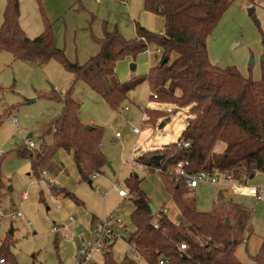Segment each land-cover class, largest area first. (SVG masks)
<instances>
[{
  "label": "rangeland",
  "instance_id": "1",
  "mask_svg": "<svg viewBox=\"0 0 264 264\" xmlns=\"http://www.w3.org/2000/svg\"><path fill=\"white\" fill-rule=\"evenodd\" d=\"M225 1L228 7L206 42L209 62L220 69L233 68L242 78L258 82L264 77V0ZM5 3L0 0V27ZM18 3L20 27L26 37H38L44 30V19L47 20L57 47L69 62L78 65L97 55L98 40L104 31H116L129 41L135 38L134 23H139L131 20L124 6H116L119 0ZM250 9H254L251 14ZM160 24L162 30L161 20ZM146 49L148 53L126 55L117 62L115 76L120 84L144 79L159 63L158 48L150 45ZM131 66L135 69L131 70ZM67 94L78 105L80 123L101 130L100 151L109 166L102 167L97 177L91 174L82 180L71 154L60 151L59 162L49 161L37 178L29 155L34 156L52 144V136L47 132L62 114ZM149 109L154 110L151 123L143 117L144 113L148 116ZM190 118L189 108L151 99L146 81L112 110L86 84L74 83L72 74L56 59L41 65L0 52V248L8 242L6 264H77V246L82 240L94 244V228L106 219L121 221L120 225L109 223L115 234L111 249L114 261L123 262L126 254L134 264H148L130 253L133 203L127 181L137 177L150 203L154 207L167 206L168 218L176 223L178 209L159 172L149 173L140 158L145 161L152 156L149 151L176 143ZM133 128L139 133L134 134ZM27 141L34 148L30 149ZM218 180L216 185L200 184L196 189H187V199L194 203L198 213L210 214L219 193L225 191L233 204L246 210L248 230L244 242L234 248L233 257L239 264H256L255 257L264 242V193L260 200L233 195L225 177L220 175ZM115 185L127 192L126 198L118 197ZM246 186L264 189V174L248 179ZM55 188L71 197L64 198L59 191L55 196ZM23 194L27 198H22ZM159 218L156 213L153 221ZM76 229L81 234L77 235ZM93 263L103 264V257L94 256L88 264Z\"/></svg>",
  "mask_w": 264,
  "mask_h": 264
},
{
  "label": "trees",
  "instance_id": "2",
  "mask_svg": "<svg viewBox=\"0 0 264 264\" xmlns=\"http://www.w3.org/2000/svg\"><path fill=\"white\" fill-rule=\"evenodd\" d=\"M142 1L146 12L160 17L162 33L135 24V38L127 41L116 31H104L98 40L97 55L78 65L69 62L57 47L47 20L44 19V30L38 37L27 38L20 27L18 0H5L0 52L41 65L56 59L72 74L74 83L86 84L112 110L119 108L127 95L145 81L151 99L157 103L189 108L192 118L177 141L188 142L189 147H177L176 142L149 151L152 156L145 161L140 158L149 173L159 172L178 209V221L174 223L166 213L158 211L160 218L154 222L155 215L151 217L148 207L150 201L140 189V181L132 177L127 181V189L134 206V231L128 245L148 264H239L233 252L239 242H244L249 213L233 204L225 191L219 193L212 213H198L194 203L187 199V186L167 170L187 161L190 172L229 174L234 183L244 185L250 176L264 174V77L254 82L242 78L233 68L220 69L210 64L206 42L228 7L225 0ZM150 45L161 50L159 63L144 79L120 84L115 76L117 62L126 55L142 53ZM69 96L63 102L62 114L48 129L52 136L50 147L29 155L37 178L60 151L71 154L82 180L106 165L99 146L101 130L92 126L87 129L80 123L78 105ZM146 112L150 122L154 110ZM220 145L223 148L218 151ZM154 156H162L158 166L154 165ZM58 191L64 198L71 197L57 188L53 194L56 196ZM179 244L186 249L179 250ZM7 245L4 242L0 248V257L6 263ZM112 246L113 242L103 255V264H134L126 256L121 263L114 261ZM255 263L264 264V242Z\"/></svg>",
  "mask_w": 264,
  "mask_h": 264
},
{
  "label": "built area",
  "instance_id": "3",
  "mask_svg": "<svg viewBox=\"0 0 264 264\" xmlns=\"http://www.w3.org/2000/svg\"><path fill=\"white\" fill-rule=\"evenodd\" d=\"M142 42L145 43L143 39H140ZM142 53H148V50L145 49ZM158 54L161 55V50L158 49ZM153 98L155 99L156 96L153 95ZM144 119L146 120L147 116L144 113L143 115ZM13 123L17 122L16 118H13ZM132 132L134 134H138L139 131L135 128L132 129ZM116 137H118V134H116ZM27 146L32 149L34 148V145L32 142L27 141ZM177 147H181L183 149H186L189 147L188 142L179 141L176 144ZM133 152H136V149L133 150ZM190 164L189 162H180L177 163L175 166L169 168L167 170L168 174L172 177H174L176 180H182L184 184L187 186L188 189H196L200 184H208V185H216L218 184V177L220 175H223L225 179L230 183L229 191L233 195H240V196H246L250 198L255 199H262V194L264 193V189L257 188L253 186H246L241 183H234L231 179V176L229 174H216L215 172H198L193 173L189 171ZM97 176V174L95 175ZM114 189L117 191L118 196L120 197H126L127 192L125 190H122L120 186L115 185ZM22 198H27L26 194H23ZM17 217L20 215L17 214ZM70 222H73V218H69ZM114 222L115 224H120L121 221L119 219L111 221L110 219H106L104 222H100L97 227L94 228V236H95V243L91 244L89 241H83L82 243L77 246V264H88L91 262L92 258L96 255L102 256L104 255L107 247L111 245L112 242H114L115 234L113 230L109 227V223ZM185 245H180V250H185ZM130 253L132 255L137 256V252L130 247ZM165 262H159V264H163ZM0 264H6L5 259L0 257ZM95 264V263H93Z\"/></svg>",
  "mask_w": 264,
  "mask_h": 264
},
{
  "label": "crops",
  "instance_id": "4",
  "mask_svg": "<svg viewBox=\"0 0 264 264\" xmlns=\"http://www.w3.org/2000/svg\"><path fill=\"white\" fill-rule=\"evenodd\" d=\"M119 2L120 3L117 4L116 6H124V9L127 12L128 16L131 18V20H133L135 22L136 21L139 22L138 24L142 28H144L150 32L162 33V30H160V28H161L160 17L153 14V13L146 12L143 9V1L142 0H125V1L119 0ZM135 24L136 23H134V28H135ZM162 29H163V27H162ZM99 146L101 147V144ZM222 148H223V146L220 145L218 148V151H221ZM52 167L53 166L51 165L50 168H52ZM93 177H97V176L94 175ZM118 197L124 199L127 196L126 197L118 196ZM166 207L167 206L162 205L160 207H155V209H156V212H158V211H163L164 209L166 210ZM133 212H134V206H133L131 215L133 214ZM165 213L168 214V210H166ZM133 231H134V229H133ZM125 256H126V254H125Z\"/></svg>",
  "mask_w": 264,
  "mask_h": 264
},
{
  "label": "water",
  "instance_id": "5",
  "mask_svg": "<svg viewBox=\"0 0 264 264\" xmlns=\"http://www.w3.org/2000/svg\"><path fill=\"white\" fill-rule=\"evenodd\" d=\"M253 11H254V9H250L248 11V13L251 14V13H253ZM134 69H135V66H131V70H134ZM32 102L33 101H29L28 103H32ZM163 125H164V123H162L160 125V127H162ZM86 128L88 129V126ZM30 137H31V135H28V138H30ZM52 160H54L55 162H59L57 154L53 155ZM161 160H162V156H154L153 157L154 165L158 166ZM106 165L109 166V164H106ZM252 178H253V176H250L249 179H252ZM89 185H90V182H89ZM148 207L151 211V217H153L156 213V209L151 203H149ZM225 223L228 224V221H226ZM80 233H81L80 230L76 229V234L79 235Z\"/></svg>",
  "mask_w": 264,
  "mask_h": 264
}]
</instances>
